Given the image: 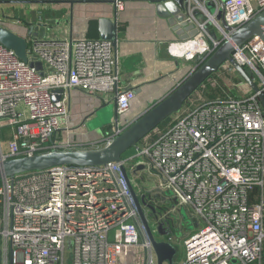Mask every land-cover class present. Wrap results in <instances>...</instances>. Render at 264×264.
Returning <instances> with one entry per match:
<instances>
[{"label":"built area","instance_id":"2783aa9c","mask_svg":"<svg viewBox=\"0 0 264 264\" xmlns=\"http://www.w3.org/2000/svg\"><path fill=\"white\" fill-rule=\"evenodd\" d=\"M189 1V22L198 24L200 34L172 45L196 43L203 52L190 51L187 59L194 61L212 51L209 39L215 47L221 43L213 38L215 31H207L208 23L223 41L228 35L217 19V0ZM208 1L217 6L215 14ZM224 8L227 25L235 30L264 11V0H224ZM123 9L118 0V11ZM195 11L209 22L199 23ZM27 54L28 63L0 43V162L82 150L63 134L70 132L68 92L73 89L116 104L119 120L100 146L133 122L126 116L136 93L121 85L110 41H30ZM233 56L258 92L243 80L238 85L248 86L247 95L218 93L192 105L167 127L150 133L131 157L123 156L105 170L59 166L1 180L0 264H158L121 167L139 198L152 196L151 206L166 209L156 218L165 229L181 220L180 264H264V42L254 37ZM35 62H41V69L31 66ZM226 64L229 73L238 74ZM182 208L190 214L191 232ZM171 231L163 240H173L176 227Z\"/></svg>","mask_w":264,"mask_h":264},{"label":"crops","instance_id":"0c3cea01","mask_svg":"<svg viewBox=\"0 0 264 264\" xmlns=\"http://www.w3.org/2000/svg\"><path fill=\"white\" fill-rule=\"evenodd\" d=\"M5 1L8 0H0V23L17 36L30 39L31 43L37 39L43 42L100 39L99 19L114 17V7L108 0H75L78 2L73 6L66 3L71 0H45L55 2L51 4L23 0L14 7ZM122 1L124 9L118 11L119 40L115 56L121 85L136 93L132 109L126 116L134 121L188 75L192 68V61L187 59L189 52L193 54L202 48L194 42L185 48L172 45L186 37L196 38L200 34L197 23H172L171 18L158 13L154 0ZM207 8L211 14L216 13L214 4ZM197 21L209 22L202 12H198ZM121 25L125 28L121 29ZM32 31L38 38H31ZM203 38L208 43L206 37ZM68 96L70 132L63 131L64 136L80 145L97 146L105 138L104 129L110 125L101 124L99 119L95 127L91 128L90 124L97 121L95 112L109 102L104 103L79 89L69 91Z\"/></svg>","mask_w":264,"mask_h":264},{"label":"water","instance_id":"95a60500","mask_svg":"<svg viewBox=\"0 0 264 264\" xmlns=\"http://www.w3.org/2000/svg\"><path fill=\"white\" fill-rule=\"evenodd\" d=\"M108 1L114 7V17L99 19L100 39L110 41L114 47V50L117 51L119 40L118 0ZM217 1L221 7V12L217 16V19L221 22V28L228 35V37L222 44L216 46L206 56L204 62L195 70H193V72L185 80H182L164 98H162L154 106L135 119L131 125H129L121 134L116 136L114 140L105 144L101 149L98 147L97 149L51 151L33 157H21L1 161L0 181L5 178L13 179L16 175L28 172L56 170L59 166H75L78 171H82L87 167L95 168L96 170H105L109 163H121L123 156L127 152L137 147L143 139H145L150 133L162 125L168 118L179 113L182 110L184 104L201 87V85L211 75L217 73L222 65L226 63H230L239 76L246 82V84H248L254 92H258L259 88L257 84L253 81L251 75L245 70V68L234 59L233 54L237 48L243 46L246 42L254 37H258L264 42V11L256 15L248 23L234 30L227 25L225 20L224 0ZM23 2V0L5 1L6 4H9L13 7L22 4ZM33 2L37 4L55 3L54 1L45 0ZM77 2L78 1L71 0L66 3L73 6ZM154 2L158 5V13L165 16L166 18H171L170 21L172 23L177 22L180 24H190L189 19L191 17L190 11L192 9V5L189 0H154ZM207 6L211 8L213 3L208 2ZM192 15H194L197 19L198 12L195 11L192 13ZM207 31L209 30L207 29ZM30 36L34 39L38 38L33 34V31L31 32ZM213 38L215 40L217 39L215 35H213ZM191 39L186 37L185 39H181V41H176V43H184ZM38 40L39 39L34 42H43ZM0 43L6 48L13 50L19 59L26 63L29 62L27 52L30 45V39L21 38L13 33L10 29L1 27ZM31 66L41 69V62L31 63ZM62 92L63 90H60V93ZM260 98L264 108V95L261 94ZM54 100L59 101L60 97L56 96L54 97ZM113 107L114 120L115 122H118L119 118L116 111V104H113ZM102 109L95 112L96 116L101 121L105 120V116L100 114ZM143 169L144 167L141 166L138 168V171H142ZM121 171L127 181L136 203L145 232L158 257V264H175L174 259L176 256V249L169 241L156 239L147 218L146 208L150 209L152 212H155L156 209L153 206L144 203V197L139 198L130 179L128 178L126 169L121 167ZM163 230V225H159L157 229L158 234L163 237H169L170 233L164 232Z\"/></svg>","mask_w":264,"mask_h":264},{"label":"rangeland","instance_id":"374dc122","mask_svg":"<svg viewBox=\"0 0 264 264\" xmlns=\"http://www.w3.org/2000/svg\"><path fill=\"white\" fill-rule=\"evenodd\" d=\"M209 28L211 29V31H215V35H217V37H221V34L219 33V31L215 28L214 25L210 24ZM209 45H210V49L213 50L215 48L214 43L209 39ZM204 58H206V56H201V58H196L194 59V61H192L190 63V65L192 66L191 70L196 67H199L203 62H204ZM204 59V60H203ZM229 69V65L224 64L222 65V67L219 69V73L217 76L214 77V79H212V89L213 90H207V91H202V89L197 90L194 95L187 101V103L184 104L182 110L177 113L174 114L173 116H171L170 118H168L162 125H160V128H164L166 126H168L169 124H171L173 121L177 120V118L181 115V113L183 112V110L191 107L192 105H196L206 99H209L210 97L208 96L209 93H213V94H220L219 90H215L217 88V84L219 83L220 80L223 81V91H225L228 95L230 96H242V95H247L249 93V88L246 84H241L238 85V83L234 80L235 79V75L233 73H229L228 72ZM188 73V75H186L184 77L183 80H185L192 72L193 70ZM219 80V81H218ZM245 82V81H244ZM174 89V88H173ZM172 89V90H173ZM171 90V91H172ZM170 91V92H171ZM155 105V104H154ZM152 105V106H154ZM151 106V107H152ZM150 107V108H151ZM149 108V109H150ZM104 112V114H103ZM101 115L105 116V120H100L101 124H109V125H115V120H114V107L113 104H108L106 107H104L100 113ZM98 118L97 121H94L93 123L90 124V127L93 128L96 125H98ZM157 129V130H159ZM157 130H155L152 134H154ZM105 144H103L102 146H93L91 148L88 149H97L98 147H100L99 149L103 148ZM136 149L133 148L131 149L129 152H127L124 157H131L134 153H135ZM132 181L133 183L137 186L138 181H137V177H135L134 175H131ZM146 180H148V177H145ZM158 179V178H157ZM158 202V201H157ZM164 211H166V209L163 207L161 209L158 210V214L161 217L164 213ZM148 218H149V222L152 228V231L156 237V239H160L163 240L164 238H162L158 232V220L156 219V217H152V215L148 214ZM182 215L185 219V225L188 226L186 227L188 230L192 231L194 229V226L192 225V223H190V214L188 213L186 208H182ZM173 218H178L179 216L177 214H175L173 216ZM182 222L181 220H177L176 221V231L173 233V240H169L168 241L171 242V244L174 246V248L176 249V256L174 259L175 264H180L183 257H184V248H183V242H182V233H184L183 227H182ZM117 236V240L116 241H120V237H119V233H116ZM167 237H165L166 239ZM66 261L69 262L70 260V256H71V251L69 249V244H67V248H66ZM164 264H168V263H164Z\"/></svg>","mask_w":264,"mask_h":264},{"label":"trees","instance_id":"16d2710c","mask_svg":"<svg viewBox=\"0 0 264 264\" xmlns=\"http://www.w3.org/2000/svg\"><path fill=\"white\" fill-rule=\"evenodd\" d=\"M120 28L121 29H123V28H125L123 25H121L120 26ZM207 29L208 30H210L211 31V29L209 28V26H207ZM215 34V33H214ZM216 37H217V35H215ZM96 37V36H95ZM217 40H220V44H222L224 41L221 39V37H217ZM220 71V70H219ZM219 71L217 72V73H215V74H213V75H211L202 85H201V87L199 88V89H202V91H207V90H213L212 89V79H214V77L215 76H217L218 75V73H219ZM237 83H239V82H241V81H243V79L239 76V74H235V79H234ZM219 81V80H218ZM223 81L222 80H220L219 81V83L217 84V88L215 89V90H219V92H220V94H223V95H225V91H223ZM198 89V90H199ZM194 95V94H193ZM192 95V96H193ZM191 96V97H192ZM208 96L210 97V98H214V97H216V94H213V93H209L208 94ZM190 97V98H191ZM187 103V102H186ZM167 127V126H166ZM112 128V126L110 125V126H107L104 130L106 131V132H108V131H110V129ZM159 128H160V126H159ZM165 128V127H164ZM101 145V143H99L97 146H100ZM94 145H90V144H84V145H82L81 146V148L82 149H88V148H91V147H93Z\"/></svg>","mask_w":264,"mask_h":264},{"label":"flooded vegetation","instance_id":"af4514ba","mask_svg":"<svg viewBox=\"0 0 264 264\" xmlns=\"http://www.w3.org/2000/svg\"><path fill=\"white\" fill-rule=\"evenodd\" d=\"M153 201H154V198L152 196H144V203H146L147 205H150L151 206V204L153 203ZM146 212L148 214L152 215V217H156L158 219V211L157 210H155V212H151L150 210L146 209ZM139 217H140V215H139ZM147 218H148V215H147ZM140 220H141V217H140ZM142 224H143V222H142ZM161 224H162L161 222H158V225H161ZM175 227H176V221L173 220L171 223H169V227H167V228H169L168 230L165 229V227L163 225V229H164L163 231L169 233ZM189 232H191V231H189ZM161 237L164 238L163 236H161ZM158 240H160V239H158Z\"/></svg>","mask_w":264,"mask_h":264}]
</instances>
